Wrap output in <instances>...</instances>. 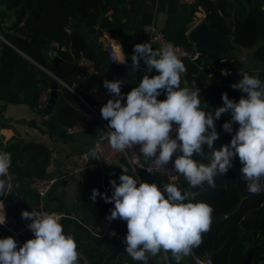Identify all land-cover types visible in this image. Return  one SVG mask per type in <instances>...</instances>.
<instances>
[{
  "label": "trees",
  "instance_id": "obj_1",
  "mask_svg": "<svg viewBox=\"0 0 264 264\" xmlns=\"http://www.w3.org/2000/svg\"><path fill=\"white\" fill-rule=\"evenodd\" d=\"M197 5L206 11L205 20L219 37H226L231 25L234 29L233 41L244 48L257 46L253 58L264 63V44L258 45L261 37L264 39V0H198ZM6 19L9 22L6 26H0V33L11 45L3 42L0 47V101L37 105L41 92L50 89L55 81L50 71L55 56H58L64 71L63 81L73 89L62 83L58 86V119L60 124L68 127L87 116L88 109L82 99L89 101L91 88H101L103 80L99 68L89 76L78 77L83 70L76 65L77 60H99L96 50L80 28L98 25L102 31L118 38L119 28L132 29L136 16L130 0H0V23L5 24ZM68 27H71V33L67 32ZM186 31L183 27L168 38L176 44L193 48L194 42ZM53 41H58L62 47L51 56L48 50ZM214 61L204 53L197 62L183 60L188 85L191 87L195 81L200 89L201 107L206 104V111H214L222 106L221 97L225 92L230 99L237 101L246 95L231 87L232 83L238 82L242 72L257 75L264 81V70L256 74L238 57L223 72L211 69ZM224 72L230 74L224 75ZM164 98L163 94L158 97ZM230 118V113L226 112L215 121L219 133V138L214 141L217 149L228 144L238 128V124L233 123L231 133L223 130V123ZM4 126L0 122V130ZM99 129V123L92 120L89 132L98 133ZM0 151L11 153L12 158L10 174L14 187L7 197H0L5 202L9 224L14 226L17 220L27 225L30 221L21 218V211H41L39 195L27 185V181L46 177L51 151L40 143L26 142L17 136L7 142L0 136ZM204 151V157L194 155V158L207 163L211 150L205 148ZM240 167L239 157L236 156L233 167L224 175L218 174L214 178V188L207 183L202 188H190L187 180L179 174L178 187L198 192L196 199L207 202L213 208L210 230L202 234L201 244L184 256L180 264H199L198 259L205 256H210L213 264H243L249 255L252 264H264V191L249 193L246 182L241 178ZM110 179H116L119 183L105 167H95L82 175L79 187L81 203L96 221L110 214L114 204L106 203L99 196L95 201L91 200V192L96 188L110 196ZM17 184L18 187L15 186ZM61 223L65 233L74 237L80 259L83 262L86 260L85 264H104L111 252L108 235H97L93 226L69 214L62 217ZM111 225L116 234L121 237L126 235L125 220L114 218ZM3 232L9 234L5 229ZM152 258L156 264H176L170 252L161 251ZM110 264L141 262L122 254Z\"/></svg>",
  "mask_w": 264,
  "mask_h": 264
},
{
  "label": "clouds",
  "instance_id": "obj_2",
  "mask_svg": "<svg viewBox=\"0 0 264 264\" xmlns=\"http://www.w3.org/2000/svg\"><path fill=\"white\" fill-rule=\"evenodd\" d=\"M141 60L147 65V73L154 74L143 75L127 93L121 91L123 79L103 81L111 95L100 112L108 122L104 138L111 148L122 152L139 145L143 156L152 158L157 167L172 161L174 171L187 180L190 188H202L205 183L214 188V178L227 173L238 156L247 191H264V81L242 72L231 87L246 95L237 101L225 92L222 106L206 111V104L201 107L195 81L191 87H181V74L187 69L171 43L159 49L148 41L135 44L132 71L139 69ZM162 94L165 98L158 99ZM226 112L231 118L223 123V130L231 133L233 123L238 128L230 142L217 149L215 121ZM205 148L211 150L207 163L194 158L204 157ZM91 156L99 158L95 150ZM11 165V153L0 151V197L12 193ZM121 168L119 183L116 179L109 181L111 195L93 188L90 199L95 201L99 196L114 204L107 220L119 217L126 221L123 242L133 260L148 264L150 256L164 251L180 264L201 244L202 234L210 230L212 206L197 200L196 191L182 190L175 183H149L129 174L127 167ZM21 218L30 221L26 227L33 236L22 244L13 236L0 237V264H78L77 243L65 233L60 214L22 210ZM5 223V202L0 199V225Z\"/></svg>",
  "mask_w": 264,
  "mask_h": 264
},
{
  "label": "crops",
  "instance_id": "obj_3",
  "mask_svg": "<svg viewBox=\"0 0 264 264\" xmlns=\"http://www.w3.org/2000/svg\"><path fill=\"white\" fill-rule=\"evenodd\" d=\"M130 2L136 16L135 24L130 30L119 28L118 38L112 37L110 32L102 31L98 25H95L94 28L101 30L102 35L89 32L91 27L83 26L80 28V32L96 50L99 60L96 62L82 58L76 61V65L83 70L84 76L95 73L99 68L103 76L101 89L106 92L108 91L103 86L105 79H123L125 82L122 84L121 91L124 93L130 91L140 82L143 75V67L147 65L141 60L139 69L132 71L131 55L135 44L148 41L144 27L153 21L154 18L157 29L169 37L172 33L183 27L186 28V33L189 36L190 31L201 21H204L206 17V11L197 5L198 0H159L157 6L154 5L153 0H130ZM8 22L9 19H6L5 24L0 23V26H6ZM0 36L2 37L3 35L0 33ZM1 37L0 47L3 42L10 44ZM109 44L118 46L119 56L125 58L128 64L116 63L110 59L107 50ZM261 44H264L263 37H261L258 45ZM152 47L159 49L157 45H152ZM256 48L257 46L244 48L240 56H244V53L247 54L246 52L253 54ZM21 53L32 60L23 52ZM260 64L264 65V63ZM181 87H189L185 73L181 74ZM57 104L52 113L45 114L43 108L40 109L38 104H14L0 101V122L5 124L0 130V136L4 142L17 136L26 142L40 143L51 151L46 177L57 178V180L51 192L43 199H40L39 206L41 211H57L65 215L69 214L93 226L97 235H108L110 237L111 233L105 234L102 231L100 220L96 221L83 208L79 193L82 174L74 172V165L71 160V155L75 152L88 151L91 153L93 151V144L97 133H91L88 130L77 135L68 134L66 126L60 124L58 119ZM104 167L106 170L111 171L117 179L123 171L121 167H127L129 174H133L130 166L124 159L119 160L115 165H105ZM142 180L149 183L154 182L160 186L166 183L165 177L162 175L144 173ZM106 222L108 223L107 220ZM12 227L15 228V225ZM3 231V227L0 226V236L5 234ZM32 236V233L19 234L15 239L22 244L27 239L32 238ZM85 263L86 260H84Z\"/></svg>",
  "mask_w": 264,
  "mask_h": 264
},
{
  "label": "built area",
  "instance_id": "obj_4",
  "mask_svg": "<svg viewBox=\"0 0 264 264\" xmlns=\"http://www.w3.org/2000/svg\"><path fill=\"white\" fill-rule=\"evenodd\" d=\"M154 5H158L159 0H153ZM217 1V0H212ZM155 20V18H154ZM151 21L149 24L145 25L144 31L147 34L148 42L151 45H157L159 48L166 46L171 43L179 57L182 59H190L194 62H197L202 58V51L198 50L195 46L193 48L186 47L184 45L176 44L174 41L169 39L163 32L157 29L155 25V21ZM68 33H71V27L66 29ZM1 37V36H0ZM4 41H6L3 37H1ZM62 46L58 41H53L50 44L48 54L53 56L55 52L61 48ZM108 55L113 62L120 64H128L127 60L121 58L119 56V49L117 45L109 44L108 45ZM237 61V56L232 54H223L217 57L210 67L212 70L225 71L228 66L235 63ZM211 72L210 74H212ZM147 74V66L143 67V75ZM142 75V77H143ZM79 78L84 77V74L78 76ZM142 79V78H141ZM61 83L67 87H69L64 81ZM51 88L42 93L39 96L38 107L40 109L44 108L46 103L48 102L50 96ZM91 100H83L85 105L87 106L88 113L86 117L80 118L73 125L66 127V132L70 135H77L83 132H87L90 128V122L92 120H96L99 123L100 129L97 133V136L94 140L93 150H95L99 156V158H92L91 153L88 151H80L75 152L71 155V160L74 165L73 170L75 173L84 174L86 171L93 169L95 167H103L105 165H115L119 160L124 159L128 165L130 166L132 172L133 169H136L135 174L139 179H142L144 173L149 175H162L165 177L166 183H175L178 186V178L179 174L174 171V166L172 161L164 167H157L152 158H146L139 150V145H134L131 148H128L122 152L116 151L111 148L108 143V140L104 138L105 133H107L108 122L103 119L101 116V106L107 102L110 98V93L104 91L101 88L93 87L90 90ZM175 158V155L173 159ZM57 178H48V177H38L32 178L27 181V185L35 190V192L39 195L40 199L46 197L52 190L54 183ZM49 213L55 212L61 215V217L65 216V214L57 212V211H47L42 210ZM6 214V223L2 226L5 230L9 232V234H4L0 237L13 236L17 237L20 232L16 231L12 225L9 224V217L5 208ZM106 219V218H105ZM107 220V219H106ZM108 223L111 224V221L107 220ZM199 264H213L212 258L210 256H205L201 259H198ZM78 264H84V262L78 257Z\"/></svg>",
  "mask_w": 264,
  "mask_h": 264
},
{
  "label": "water",
  "instance_id": "obj_5",
  "mask_svg": "<svg viewBox=\"0 0 264 264\" xmlns=\"http://www.w3.org/2000/svg\"><path fill=\"white\" fill-rule=\"evenodd\" d=\"M89 32L98 33L102 35V31L97 28L91 27ZM190 38L194 42V46L202 51L206 57L210 60L217 59L218 56L223 54H232L235 56H240L243 53L244 47L237 45L233 41L234 29L230 25L229 33L226 37H219L214 30L209 26L206 20L201 21L194 29L189 33ZM60 58L55 56L54 65L51 69V74L54 76L55 81L52 84L50 96L48 102L43 108L45 114H50L55 108L58 99V86L61 81H63L64 71L60 66ZM102 224V231L105 234H110L109 240L111 242V252L105 258L104 264H110L113 261H116L118 257L122 254H127L125 251V244L123 242V237L113 232L112 225L107 223L105 219L100 220ZM15 228L20 234L31 233V231L26 227L25 224L15 221ZM113 232V233H112ZM147 255V254H146ZM148 263L156 264L154 259L150 256ZM243 264H252L251 255H249L244 261Z\"/></svg>",
  "mask_w": 264,
  "mask_h": 264
},
{
  "label": "rangeland",
  "instance_id": "obj_6",
  "mask_svg": "<svg viewBox=\"0 0 264 264\" xmlns=\"http://www.w3.org/2000/svg\"><path fill=\"white\" fill-rule=\"evenodd\" d=\"M247 54H245L244 53V56L242 55V56H238V58H242V60H243V62L246 60L247 62L245 63V64H247V65H249V66H251L254 70H255V72H256V74H259L261 71H263L264 70V65L262 66L260 63L261 62H259V61H255V59H253V55L251 54V53H249V52H246ZM259 65H261V66H259Z\"/></svg>",
  "mask_w": 264,
  "mask_h": 264
}]
</instances>
